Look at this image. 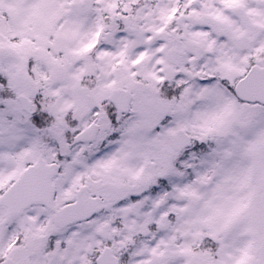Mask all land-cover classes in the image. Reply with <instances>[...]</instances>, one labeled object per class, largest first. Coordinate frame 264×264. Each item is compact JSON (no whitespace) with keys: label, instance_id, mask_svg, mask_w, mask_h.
Here are the masks:
<instances>
[{"label":"snow or ice","instance_id":"6c2138e0","mask_svg":"<svg viewBox=\"0 0 264 264\" xmlns=\"http://www.w3.org/2000/svg\"><path fill=\"white\" fill-rule=\"evenodd\" d=\"M0 264H264V0H0Z\"/></svg>","mask_w":264,"mask_h":264}]
</instances>
